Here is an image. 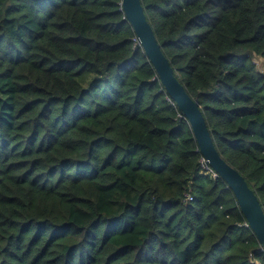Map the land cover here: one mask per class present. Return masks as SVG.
Here are the masks:
<instances>
[{
	"label": "trees",
	"instance_id": "trees-1",
	"mask_svg": "<svg viewBox=\"0 0 264 264\" xmlns=\"http://www.w3.org/2000/svg\"><path fill=\"white\" fill-rule=\"evenodd\" d=\"M120 2L0 0V264H264ZM140 3L264 214V0Z\"/></svg>",
	"mask_w": 264,
	"mask_h": 264
},
{
	"label": "water",
	"instance_id": "water-1",
	"mask_svg": "<svg viewBox=\"0 0 264 264\" xmlns=\"http://www.w3.org/2000/svg\"><path fill=\"white\" fill-rule=\"evenodd\" d=\"M120 5L125 19L131 26L139 46L152 65L165 93L188 122L201 157L206 165L226 183L235 197L248 228L264 251V214L257 197L249 189L244 178L229 166L215 149L199 109L198 100L191 99L174 76L145 18L140 0H121Z\"/></svg>",
	"mask_w": 264,
	"mask_h": 264
},
{
	"label": "built area",
	"instance_id": "built-area-1",
	"mask_svg": "<svg viewBox=\"0 0 264 264\" xmlns=\"http://www.w3.org/2000/svg\"><path fill=\"white\" fill-rule=\"evenodd\" d=\"M200 166L203 170L207 171V172H210L212 174V177L215 178L217 175L216 173H214V171L206 165V162L205 160L201 157V160H200ZM188 200H191L192 198L191 197H188L187 198Z\"/></svg>",
	"mask_w": 264,
	"mask_h": 264
},
{
	"label": "rangeland",
	"instance_id": "rangeland-1",
	"mask_svg": "<svg viewBox=\"0 0 264 264\" xmlns=\"http://www.w3.org/2000/svg\"><path fill=\"white\" fill-rule=\"evenodd\" d=\"M260 62H261V61H259V59H255V61H254L256 67H257L258 69L262 70V68H261V63H260Z\"/></svg>",
	"mask_w": 264,
	"mask_h": 264
}]
</instances>
